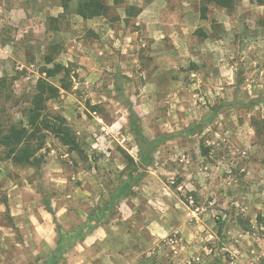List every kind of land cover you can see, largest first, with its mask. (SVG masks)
Listing matches in <instances>:
<instances>
[{"label": "clouds", "instance_id": "obj_1", "mask_svg": "<svg viewBox=\"0 0 264 264\" xmlns=\"http://www.w3.org/2000/svg\"><path fill=\"white\" fill-rule=\"evenodd\" d=\"M0 264H264V0H0Z\"/></svg>", "mask_w": 264, "mask_h": 264}]
</instances>
